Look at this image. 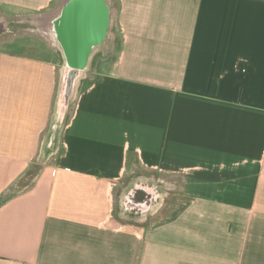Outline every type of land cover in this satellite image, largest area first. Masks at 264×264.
Instances as JSON below:
<instances>
[{
    "label": "crops",
    "instance_id": "0c3cea01",
    "mask_svg": "<svg viewBox=\"0 0 264 264\" xmlns=\"http://www.w3.org/2000/svg\"><path fill=\"white\" fill-rule=\"evenodd\" d=\"M66 1L0 0V12L51 16ZM108 7L87 69L104 58L51 162L35 158L56 67L0 51V264H264V0ZM125 180L152 187L134 226L113 219Z\"/></svg>",
    "mask_w": 264,
    "mask_h": 264
},
{
    "label": "water",
    "instance_id": "95a60500",
    "mask_svg": "<svg viewBox=\"0 0 264 264\" xmlns=\"http://www.w3.org/2000/svg\"><path fill=\"white\" fill-rule=\"evenodd\" d=\"M109 15L108 0H67L57 13L52 14L50 31L66 66L61 88L64 112L92 55L107 39ZM149 192L142 214L149 212L152 206L151 186Z\"/></svg>",
    "mask_w": 264,
    "mask_h": 264
},
{
    "label": "rangeland",
    "instance_id": "374dc122",
    "mask_svg": "<svg viewBox=\"0 0 264 264\" xmlns=\"http://www.w3.org/2000/svg\"><path fill=\"white\" fill-rule=\"evenodd\" d=\"M48 13H41L37 16H25V17H9L6 16L2 11L0 12V51L2 50H9L14 53L22 54V55H28V56H34L38 58L47 59L48 61H51L57 71V90H56V98L55 103L53 107L52 116L55 113V110L57 109V100L58 96L60 94V78L62 69L64 67V61L63 57L60 51H58V48L54 46L41 32L40 27L38 26L39 20L46 16ZM117 39V36L114 40ZM110 54V55H109ZM107 54L109 57L113 58L114 52H110ZM104 58V55L101 52H98L94 57L93 61L89 67V69H86V71L83 73L82 77H85L86 79L77 82V85L75 87V90L73 92V95L79 85V82L81 81V86H79V89L85 86L88 82H90L91 77H93V70L92 67L94 62H96L99 58ZM70 99V102L68 104V107L65 112H63V117L61 119V122L59 123L58 128L56 129V138L54 141H51L50 134L51 131V123L49 127V132L47 137L44 139L43 143L41 144V147L39 149V152L36 156L37 163L43 164L44 162L47 163L48 161L51 162V160L54 159L55 156V143L57 140H59V135L62 131V128L64 126V123L67 119V114L71 108L72 104V98ZM136 175L139 176V173L137 172ZM136 177L135 174H131L128 178L134 179ZM140 177V176H139ZM124 185L119 187L116 190V194L114 196V210H113V219L125 224H131L136 225V216L135 212H131L127 205H126V196L128 193L132 190V188L135 187L136 182L134 180H125ZM142 185L150 186L149 182H142ZM144 208V207H143Z\"/></svg>",
    "mask_w": 264,
    "mask_h": 264
},
{
    "label": "flooded vegetation",
    "instance_id": "af4514ba",
    "mask_svg": "<svg viewBox=\"0 0 264 264\" xmlns=\"http://www.w3.org/2000/svg\"><path fill=\"white\" fill-rule=\"evenodd\" d=\"M47 16V15H46ZM51 16H48L47 18L42 17L39 22H38V26L40 27V29H42V27L45 28V37L54 45L57 47V45L54 44V38L53 35L50 31V18ZM58 51H60V49H58ZM149 188L148 186H144L142 184H137V186H135L134 188H132V190L128 193V195L126 196V205L128 207V209L131 212H138L139 210H141L143 207H145L146 202L149 198Z\"/></svg>",
    "mask_w": 264,
    "mask_h": 264
},
{
    "label": "bare ground",
    "instance_id": "6f19581e",
    "mask_svg": "<svg viewBox=\"0 0 264 264\" xmlns=\"http://www.w3.org/2000/svg\"><path fill=\"white\" fill-rule=\"evenodd\" d=\"M51 17H52V15H51ZM40 30L45 35V28L42 27V29H40ZM53 40H54V44L57 45V48L60 49V47H59L57 41L55 40V38ZM60 52H61V49H60ZM65 71H66V66L63 67L62 73H61L60 91H61V88H62V81H63V76L65 74ZM63 112H64V108L62 107L61 92H60V94L58 96V100H57V109L55 110V113L53 114L52 119H51V131H52V133L50 134V138H49V139H51V141H54L55 138H56V134H57L56 133V129L59 126L58 122H61V119L63 117Z\"/></svg>",
    "mask_w": 264,
    "mask_h": 264
}]
</instances>
